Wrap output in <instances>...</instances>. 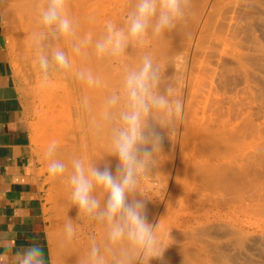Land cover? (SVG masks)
<instances>
[{
  "label": "rangeland",
  "instance_id": "374dc122",
  "mask_svg": "<svg viewBox=\"0 0 264 264\" xmlns=\"http://www.w3.org/2000/svg\"><path fill=\"white\" fill-rule=\"evenodd\" d=\"M44 3L31 0L20 14L12 53L35 101L36 144L46 172L44 151L56 140L59 159L67 163L80 156L97 161L102 169L107 164L115 174L118 158L107 154L108 129L97 131L92 122L105 97L120 86L124 68L136 66L149 53L184 103L183 120L170 137L160 130L164 139L157 166L141 185L148 222L159 225L167 247L163 258L150 264H264V0H192L185 21L159 38H149L142 49H126L123 63L98 59L91 48L87 56H73L62 43L73 67L66 78L53 79L48 86L40 83L32 39L38 27L37 5ZM133 4L69 0V13L79 35L90 33L95 41L106 21L123 26ZM80 67L100 76L103 86L89 88L79 82L75 71ZM85 97L90 110L84 108ZM251 178L260 191L248 184ZM49 182L48 201L58 234L56 260L65 264L67 253L68 264H80L93 237L101 238V230L76 219L65 183ZM225 182H235L236 189ZM69 218L76 235L61 247Z\"/></svg>",
  "mask_w": 264,
  "mask_h": 264
},
{
  "label": "clouds",
  "instance_id": "9594fccd",
  "mask_svg": "<svg viewBox=\"0 0 264 264\" xmlns=\"http://www.w3.org/2000/svg\"><path fill=\"white\" fill-rule=\"evenodd\" d=\"M192 0H134L126 23L105 22L103 34L93 41L91 34L81 37L78 24L70 17L69 0H45L37 5V30L33 33L34 63L40 83L66 78L72 70L68 45L73 56L89 55L123 63L126 49H142L149 38H159L174 30L190 14ZM93 19L94 18H90ZM75 78L89 88L103 86V80L89 68H79ZM90 110L89 98L83 101ZM184 117V103L173 83L168 82L159 63L145 53L136 66H126L120 86L105 97L93 127L108 129V155L118 158L115 174L105 164L73 156L66 163L57 157L58 141L46 150L49 180L65 183L68 201L77 209L76 219L101 230L99 241L93 237L80 264H150L162 259L164 246L158 224L148 222L141 185L157 166L164 139L160 130L171 131ZM139 194L142 198H137ZM76 235L72 219L63 227L61 247ZM9 241L0 240V264H47L43 248L31 243L13 251Z\"/></svg>",
  "mask_w": 264,
  "mask_h": 264
},
{
  "label": "crops",
  "instance_id": "0c3cea01",
  "mask_svg": "<svg viewBox=\"0 0 264 264\" xmlns=\"http://www.w3.org/2000/svg\"><path fill=\"white\" fill-rule=\"evenodd\" d=\"M30 1L0 0V240L11 242L13 251L38 243L47 264H58L50 182L36 144V105L12 53ZM63 257L68 264L67 253Z\"/></svg>",
  "mask_w": 264,
  "mask_h": 264
},
{
  "label": "bare ground",
  "instance_id": "6f19581e",
  "mask_svg": "<svg viewBox=\"0 0 264 264\" xmlns=\"http://www.w3.org/2000/svg\"><path fill=\"white\" fill-rule=\"evenodd\" d=\"M129 2H130V1H129ZM122 3H123V2H122ZM122 6H123V4H122ZM127 8H128V7H127ZM116 9H117V7H116ZM120 12H121V11H120ZM135 53H136V52H135ZM82 58H83V57H82ZM83 59H84V58H83ZM84 67H86V66H84ZM80 68H81V67H80ZM87 90H88V89H87ZM90 92H91V91H90ZM90 92H89V93H90ZM92 96H93V95H92ZM212 118H213V117H212ZM212 121H213V120H212ZM237 135H238V133H237ZM236 140H237V138H236ZM224 144H225V143H224ZM257 152H258V151H257ZM109 159H110V158H109ZM249 159H251V158H249ZM110 161H111V160H110ZM249 161H250V160H249ZM249 161H248V162H249ZM256 161H257V160H256ZM114 162H115V161H114ZM245 162H246V161H245ZM250 162H251V161H250ZM261 162H262V161H261ZM261 162H260V163H261ZM256 163H257V162H256ZM114 164H115V163H114ZM241 165H242V164H241ZM250 165H251V164H250ZM254 165H255V164H254ZM260 165H261V164H260ZM263 165H264V164H263ZM200 166H201V165H200ZM245 166H246V165H244V167H245ZM255 166H256V165H255ZM255 166H254V167H255ZM257 166H258V165H257ZM115 167H116V166H115ZM195 167H197V166H195ZM202 167H203V166H202ZM244 167H243V169H244ZM100 168H101V167H100ZM190 168H191V167H190ZM252 168H253V166H251V169H252ZM257 168H258V167H257ZM192 169H193V168H192ZM192 169H191V171H192ZM243 169H242V170H243ZM101 170H102V168H101ZM197 170H198V169H197ZM237 170H238V169H237ZM240 170H241V169H240ZM260 170H261V169H260ZM193 171H194V169H193ZM193 171H192V172H193ZM233 171H234V170H233ZM248 171L250 172V170H247V169H246V172H248ZM251 171H252V170H251ZM254 171H256V170H254ZM237 172H239V171H237ZM241 172H242V171H241ZM244 172H245V171H244ZM244 172L242 173V175H244ZM249 172H248V173H249ZM207 173H208V172H207ZM222 173H223V172H222ZM248 173H247V174H248ZM253 173H254V172H253ZM253 173H252V174H253ZM255 173H257V171H256ZM189 174H190V173H189ZM191 174H192V173H191ZM195 174H196V173H195ZM232 174H233V173H232ZM249 174H250V173H249ZM257 174H258V173H257ZM257 174H256V175H257ZM205 175H206V174H205ZM225 175H226V174H225ZM254 175H255V174H254ZM260 175H261V173H260ZM219 176H221V175H219ZM250 176H251V174H250ZM190 177H191V176H190ZM207 177H209V176H207ZM217 177H218V176H217ZM223 177H224V175H223ZM227 177H228V176H227ZM251 177H252V176H251ZM199 178H201V177L199 176ZM221 178H222V177H221ZM221 178L218 177V179H221ZM229 178H230V177H228V179H229ZM231 178H232V177H231ZM194 179H195V178H194ZM209 179L211 180V178H209ZM215 179H216V178L213 177L211 181H214ZM218 179H217V181H218ZM228 179H227L226 181H229ZM255 179H256V178H255ZM255 179L251 178L248 184H249L250 186H251V185H256V184H258V183L255 182V181H256ZM258 179H260V178H258ZM190 180H191V179H190ZM222 180H223V179H222ZM192 181H193V180H192ZM215 181H216V180H215ZM220 181H221V180H220ZM220 181H219V182H220ZM223 181H224V180H223ZM180 182H181V181H180ZM231 182H232V181H231ZM245 182H246V181L244 180L243 183L245 184ZM208 183H209V181H208ZM208 183H207V184H208ZM221 183H222V182H221ZM228 183H229V182H228ZM181 184H182V182H181ZM231 184L233 185V183H230V185H231ZM248 184H247V185H248ZM224 185H226V187H227V186L230 187V185H228L226 182H225ZM232 185H231V186H232ZM235 185H236V184H235V182H234V186H232L233 189H236ZM237 185H238V184H237ZM178 186H179V185H178ZM216 186H217V185H216ZM256 186H257V185H256ZM262 186H263L262 189H264V185H262ZM217 187H218V186H217ZM253 187H255V186H253ZM175 188H176V187H175ZM246 188H247V187H246ZM256 188H258V186H257ZM178 189H179V188H178ZM204 189H205V188H204ZM258 189H259V191L261 190L260 187H259ZM238 190H239V189H238ZM252 190H253V189H252ZM198 191H199V190H198ZM239 191H240V190H239ZM239 191H237V192L239 193ZM257 191H258V190H257ZM142 192H143V191H142ZM243 193H244V192H243ZM243 193H242V194H243ZM260 193H264V192L261 190ZM242 194L239 193V195H242ZM204 195H205V193H204ZM239 195H238V196H239ZM243 196H244V195H243ZM239 197H241V196H239ZM145 202H146V201H145ZM147 203H148V202H147ZM148 205H149V204H148Z\"/></svg>",
  "mask_w": 264,
  "mask_h": 264
}]
</instances>
